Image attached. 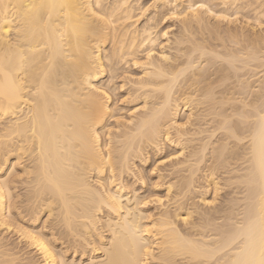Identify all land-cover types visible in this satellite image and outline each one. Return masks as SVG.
Here are the masks:
<instances>
[{"label":"bare ground","instance_id":"bare-ground-1","mask_svg":"<svg viewBox=\"0 0 264 264\" xmlns=\"http://www.w3.org/2000/svg\"><path fill=\"white\" fill-rule=\"evenodd\" d=\"M133 1L0 0V264H264V79L261 77L263 80L260 81L263 82V85L259 83L262 85L261 90L255 93H258L256 100L250 99L252 102H247L250 104L239 103L240 98L238 97L245 95L244 98L248 97L249 99L251 96L249 91L254 87L250 84L243 85V87L242 83L238 84V86L241 85L239 87L236 85L237 81H242L240 75L246 74L245 77H248L250 72L253 73L251 70L256 73L260 68L264 69L262 66L264 61H261L264 60V33H262L263 35L260 32L258 34L263 37L249 38L250 36L246 37V30L241 26L246 35L243 36L238 30L237 34H241L239 35L241 38H239L237 34H234L236 31L234 30L232 33L233 28L232 30L229 28L231 32L228 34L230 35L228 37L226 35L229 29L226 30L227 32L225 31L226 34L224 33L227 38H225L226 42L236 36L240 41L244 40L243 42L247 45L243 43L245 44L243 46L236 38L238 40L235 42V46L232 45V41L230 42L234 47H226L227 43L222 44L223 41L219 40L221 38L220 31L218 34L216 28L212 27L216 36L218 35L215 41H220L219 44L223 46L217 45L223 49L220 48L222 51L219 52V47L216 48L218 50H214L210 49L213 47H206V44L197 46L195 41L200 39H195L193 44L189 43L188 41L193 39H188L193 35L188 36L192 33L188 32L187 41L184 44L187 47H182L183 44L178 42L181 38L175 40L178 42L176 44L180 43L181 47L174 49L180 54L182 53L181 55H176L179 53H174L173 56L168 55L164 52L165 46L163 47L161 44L157 56L155 45L164 34H160L161 36L157 39L159 33L156 32V27L159 24L155 25L156 27L153 29L152 23H150H154L156 14L152 15L154 19L149 16L150 18L148 17L149 19L146 21L139 22L143 16L144 11L141 12V10L144 7L142 6V9L139 8L140 5L137 7L134 5L136 2ZM183 1L185 0H182L181 3ZM216 1L217 3H215ZM159 2L173 6V10L170 9L173 11L172 13L163 11V14H168L165 15L166 19L170 14L173 18L175 14L187 17L185 19L191 17V21L186 20L189 25L184 23L185 31H183L184 29L179 30L183 31L181 36H185L184 32L190 31L196 23L200 26L204 25V22L206 24L204 17H206L205 15L209 16L208 14L215 17L216 22L220 19L226 21L230 7L235 8V15L242 14L243 22L249 18L250 21H255L253 24L246 20L248 25H258L260 29L264 25V0H186L187 5L184 4L186 7L181 14L177 12L180 11L177 10V8L179 9L178 0L155 1V3ZM208 3L210 6L216 4L215 6L220 10L217 8H215L217 10L214 8L213 10L207 6ZM181 9L183 10V8ZM138 10L141 12L140 14H137ZM162 16L160 15V17ZM143 18L146 19V17ZM166 19L163 18V20ZM239 20L241 22V19ZM161 21L159 19L160 23ZM193 24L195 25L193 26ZM200 26L197 28L200 29ZM181 28L183 27L181 26ZM202 28L201 30H203ZM204 28L207 30V25ZM153 30L157 36L154 35ZM250 32L254 34L251 30ZM167 34L166 31L165 35ZM231 34H234V38H230ZM208 35L210 36V34ZM256 35L257 32L255 38ZM203 37L201 39L205 41L204 39L207 38L203 39ZM175 41L173 42L175 43ZM210 41L212 43V39ZM174 43L172 45H175ZM188 43L193 47H188ZM260 43L261 45H259ZM111 44V52L107 54L106 47ZM240 44L243 47L239 46ZM168 45L166 46L170 48V44ZM139 50H143L144 53V57L140 55L143 57L140 60L137 59ZM198 53L199 55H197ZM194 54L197 57L209 55L208 63H204L209 66L218 64V59H223L224 64L221 63L222 61L219 62L221 67L215 66V73H212L213 69L211 68L213 67L209 68L208 65L202 67V58L198 59ZM197 59L201 61L198 62L201 64L196 62ZM137 62L141 63L140 65L138 63V66L143 68L142 78L134 80L133 88L126 91V94L135 97L136 102L137 100L141 101L144 106H142L143 112H139L140 116L138 115L137 120L131 118L128 121L131 126L126 125L128 126L125 127L126 129L120 130L121 128L116 127L121 132L126 131L122 134L120 132L119 142H115L120 145L114 148L115 144L109 141L110 144H114L111 146L114 149L108 147L109 150H105L107 148H104L101 136L107 129V127L105 129L107 120L110 117L113 118L111 114L113 108L111 110L112 104L110 105V101H108V97H111L107 93L109 91L105 92L106 90L100 88L102 85L98 87L96 83H99L100 79H104L108 73L110 81L121 80V76L127 78L126 73L131 70L130 68H135ZM203 62L205 61L203 60ZM252 62L256 67L258 66L256 70L250 68V64L254 66ZM246 69L250 71L248 74ZM208 70L214 74L215 78H212L214 81L211 79L210 84L207 83L210 80L208 76L212 77V75ZM243 70L247 72L241 73ZM124 74L125 77H123ZM183 76L185 78L180 80ZM246 79L243 80L246 81ZM230 80L236 81V86L234 83L232 84L234 81ZM123 81L124 79L121 82ZM227 81L230 82V85L226 84ZM127 82L124 85L123 83L118 85L117 89L122 91ZM181 83L184 84V87L180 86ZM217 83H222L220 84L221 88L225 85L224 88L216 87ZM243 83L245 82L243 81ZM178 86L183 88L178 89ZM249 86L250 90L248 89V91ZM113 87L111 90L114 91L116 85ZM183 92L190 93V97H187L188 94ZM196 93H198L197 98L200 97L196 98V101L199 102L198 106H207V109H203L207 113L202 114L198 111L195 113L194 110L193 112L192 109L197 110L198 107L194 100L195 104L192 106L195 107L191 106L190 114L187 116L184 114L181 119L178 118L181 106L188 109L189 103H193L192 99H195L192 96ZM107 95L109 96L107 97ZM184 95L186 97L182 99ZM150 99L153 101H150L151 106H148ZM252 99L255 98L252 97ZM237 101L238 103H236ZM209 117L210 119H208ZM245 118L250 120H244ZM246 121H250V123L246 124ZM190 124L196 125L195 128L184 129L186 133L181 134V129ZM210 125V130L204 128V126L209 127ZM172 129L178 135L174 134V136L179 137L176 141H172L174 139L172 136L170 137ZM244 131L245 134L247 131L249 134L247 137L249 139L247 146L249 147L243 145L248 148L247 153L244 154V151H240L235 156V159H239L241 153L244 154L247 156L246 163L248 164L242 165L245 167L244 174L240 172L242 173L240 175L238 172V176H240H235L244 185L241 190L243 191L245 188L244 192H246L242 199L247 202L241 212L239 209L241 205L237 207L238 205L236 206L232 202L233 197L234 201L239 197L234 196L240 191L239 188V191H236V183L239 180H235L234 177L237 182L233 181L232 183L231 178L233 177L232 173L230 174L231 170L233 173H237L234 170L239 168V165L237 166L239 162L235 160L237 167L234 169L235 164L233 165L232 162L234 157L230 156L235 154L229 147L231 145V149H233L230 143L232 140L235 147L238 146L237 141L242 144L243 138L241 137L244 135ZM204 133L209 134L202 136ZM216 133L222 134L220 136L222 138H217L218 145L216 142L217 146L213 145V149L211 148L212 159L216 164L220 163L218 166L229 164L226 163L228 161L234 166L231 167V170L225 169L230 171L227 173L231 176L229 179L231 183L228 179L225 181L230 183L228 185H234L231 189H236L235 193L233 189L231 191L234 193L233 197H231L232 193L230 192V196L228 192L231 198L225 204L223 203L224 205L217 204L221 206L214 205L215 207H213L212 204L210 211H206L204 214L205 212L200 213L204 210L199 212L200 205L197 206L199 210H195V206L190 203L192 210L185 202L186 200L183 201L184 203L181 202L185 197L189 199L194 193L197 194L198 191L195 192L196 188L194 187V193L189 191L192 193L191 196L187 190L190 184L195 182L193 180L196 177L193 176L197 173H203L207 187L213 192L212 203L216 202L217 195H220L221 185L217 179H222L225 176L227 178L228 174L218 178L215 173L216 164H212V166L206 164L208 159L205 155L206 151H209L207 150L208 146L214 144L215 141L211 140L215 139L213 137L216 136ZM110 134L107 132V135ZM189 134L195 138L200 136L197 139L203 137L202 141L207 140V143L203 142L199 148L192 149L195 153L189 150L192 152L190 155L193 154L190 157H193V160L187 156L190 160L181 162L179 165L183 167L179 166L180 170L175 166L176 169H173L172 165L173 174L187 172L183 173L184 176L182 173L179 174L180 178L176 180L179 182L176 184H182L180 180L186 181L185 183L183 181L184 191L187 190L189 195L180 194L183 195V199L179 198L181 202L176 203L178 207L175 206L174 211L168 207L157 214L154 207L152 211L158 215L156 218L155 214L149 213L145 208L146 201L150 196L146 197L147 200L144 199L145 197L139 194L134 183H130L129 179L128 181L126 179L125 171L131 169L129 160L134 158L136 155L134 153H137L138 150L145 151L146 148L144 149V146L141 145L146 142V145L150 142L153 146H160L164 141L169 140L168 142H175V146H179L180 144L176 145V143L181 142L180 138ZM244 139L246 140V138ZM197 141L194 140V143ZM106 142L105 146L106 144L109 146V142ZM189 142L192 144V141ZM196 144L199 145L200 142ZM146 152L148 153V151ZM245 156L244 158L240 157L244 159V162ZM229 157L232 158V161ZM205 159L207 160L205 161ZM188 161L190 164H187ZM202 163L208 166L202 167ZM242 163L240 162V166ZM240 168L242 169V167ZM207 172L210 173L207 174ZM188 173L189 176H187ZM130 176L128 175L129 178H131ZM161 176L163 177V175ZM143 177L141 176V178ZM162 177L159 175L158 178ZM141 178L140 180L136 178V180L141 182ZM174 178L176 177L174 176ZM221 181L223 182V180ZM171 182L168 183L171 184ZM227 182L225 185L223 184L222 188L227 185ZM174 183L175 181L172 184ZM197 183L198 181L195 184ZM202 183L205 184V181H202L201 185ZM152 184L154 183L152 182ZM178 185H174V187L168 185L166 188L170 192L172 188H178ZM202 187L199 188V192L205 190ZM157 188L159 187L157 186ZM181 190L179 192H182ZM227 190L230 189L227 188ZM168 192L165 195L167 197ZM224 194L225 197H228L226 193ZM193 196L195 197V195ZM201 197V202L206 205L205 207H209L211 202H208L205 197ZM172 198L175 199L173 195ZM239 198L240 200L237 201H241V197ZM156 201V203L164 204L161 200H159L161 202ZM166 202L171 204V200ZM193 202L195 204V201ZM245 202L235 203L243 204ZM169 205L166 204V206ZM161 207L158 208L161 209ZM236 207L237 210H235ZM44 212L48 217L47 221L51 219L52 222H50L48 230H46L48 226V224L45 225L46 223H43L45 225L43 227L41 224V226L37 225L40 215ZM221 213L225 214L224 219L221 217L222 215L219 216ZM203 214L204 216H202ZM225 219L226 221H223ZM219 220L225 224L221 222L220 225L219 222L217 223ZM177 221L182 222L181 228ZM209 227L214 228L210 229ZM11 235L13 238L16 237L15 244L8 239ZM13 238L11 237V240ZM19 246L23 247L22 250ZM24 248L35 251L39 257L38 261L34 262L35 258L32 257H23L27 253Z\"/></svg>","mask_w":264,"mask_h":264},{"label":"rangeland","instance_id":"rangeland-1","mask_svg":"<svg viewBox=\"0 0 264 264\" xmlns=\"http://www.w3.org/2000/svg\"><path fill=\"white\" fill-rule=\"evenodd\" d=\"M131 1H133V0H131ZM138 1H139V4H138ZM134 0L133 2H136V3H134V5H140L139 6V8H141L142 6L144 7H142L141 9V12L142 11H144V13H142V15L143 16H141L140 18H141V21L139 20V22H143V21H146L147 19H149L150 17L149 16H151V18L153 17L152 15H154V13L157 15V16H159L158 18H157V16L156 15H154V18H156V20L158 21H156L154 18H152V19H154V23L153 22H150V23H152V27H153V29L159 24V26H157L156 27V32L157 33H159V36H157L156 35V32H155V30H153V32H155L154 33V35H156L157 36V39H159V37L161 36L160 34H164V39H163V37H160L161 39H159V41L157 40V45H155V49L157 50V51H155V49H154V51H155V54L157 55L158 54V52L160 51L159 50V47L161 48V44L163 45V47H164V52L165 53H167L168 55L170 54V55H175L176 53H179V54H176V55H181L180 54V52L179 51H175L177 48L176 47H181V46H179L180 45V43H179V45L178 44H176V43H178V42H181V45H182V47L183 46H185V47H187L186 45H184L186 42L185 41H187V37L188 36H191V34L194 36L195 34V37L194 38H192L193 36H191V37H189V39L188 40H192V41H188L189 43L191 42L192 44H193V41L196 39H200V40H197V41H195V43L197 42V46H200V44H203V46L206 44L207 46L206 47H213V48H210V49H214V50H218V49H216V48H218L219 47V49L221 48V47H223L221 44H219L220 43V41L218 42V41H215L216 40V37L218 38V35L216 36V32L214 31V30H212V29H214V28H216V30L218 31L217 33L219 34V31H220V35H221V38L219 39V40H221V41H223V42H221L222 44L224 43V44H226V47L228 46V47H234L235 46V42H237V40L239 39V38H241L239 35H241V34H237L238 33V30H239V33H242V35L243 36H245L246 34V37H249V38H253V36H254V39H257V37H263L262 35V33H264V31H258L257 29H259V30H264V25H263V28H262V26H261V29L259 28V26L258 25H253L254 23L253 22H255L254 20H249V19H245L244 20V22L242 21L243 19V17H242V14H236V15H238L240 18L239 19H241V22H243V23H241L240 22V20L238 19V16H236L235 15V8L234 7H230L229 9H228V17H227V19H226V21L225 20H223L222 19V21H221V19L220 20H218V22H216L217 21V19L215 20V17H213L212 15H210V14H208L209 16H207V15H205L206 17H204L205 19H206V24H205V22H204V19H203V22H204V25L206 26L207 25V27L209 28H207V30H206V28H204L205 26L203 25V24H201V26H200V24H197L196 23V25H199L200 26V29L199 28H197V27H199V26H197L196 27V25L195 24H193V26L195 25V27H193L194 29L196 28V30H199L200 32H198V31H196V30H194L193 28V31H192V29L190 30V31H187V33L186 32H184L183 34L185 35V36H181L180 34H181V32H183V31H185V25H184V23L186 24L187 23V21L188 20H190L191 21V17H190V19H189V17H188V19H185V18H187V17H185L184 18V16H176V15H178V14H175L174 16V18L172 17V15L170 14L169 15V17L171 18H169L168 17V19H166V16L165 15H168V14H163V11H165L164 13H166L167 11H169V13L171 12H173L172 10H173V6L172 5H170L169 6V4H168V6H167V4L165 5L164 3H162V2H159V3H155V1H157L158 2V0ZM182 1V0H181ZM181 1L180 0H178V2H179V9L177 8V10H180V11H177L179 14H181V12L183 11L184 12V8L186 7V5H187V2H186V0L185 1H183L182 3H181ZM197 1V0H196ZM199 1V0H198ZM215 3H217V1L215 2ZM214 3V4H215ZM180 4L183 6H181L180 7ZM184 4H186V5H184ZM216 5V4H215ZM215 5H213V6H210V4L208 3L207 4V6H209V7H211L212 9L214 8H217ZM159 6V7H158ZM163 6H165L164 8H163ZM215 6V7H214ZM138 7V6H137ZM157 7V8H156ZM172 7V8H171ZM181 8H183V10L181 9ZM219 8H220V6H219ZM221 8H222V6H221ZM227 8V7H226ZM145 9H146V11H145ZM158 9V10H157ZM161 9H162V12H161ZM166 9V10H165ZM170 9H172V10H170ZM213 9V10H214ZM218 9V8H217ZM217 9H215V10H217ZM156 10V11H155ZM218 10H220V9H218ZM139 10L137 11V14H140L141 13ZM162 13V14H161ZM168 13V12H167ZM145 14V15H144ZM151 14V15H150ZM162 16V17H160V15ZM232 15H233V17L235 18H233L232 17ZM235 15V16H234ZM143 17H146V19L145 18H143ZM149 17V18H148ZM165 17V19L166 20H163V18ZM183 17V18H182ZM212 18V19H207V18ZM232 17V18H231ZM242 17V18H241ZM213 18H214V20H213ZM229 18H230V20H229ZM237 18V19H236ZM144 19V20H143ZM151 19V20H152ZM159 19H160V21H161V23L159 22ZM187 20V21H186ZM208 20H209V22H211V23H209L208 22ZM232 20V21H231ZM236 20H238L237 22H236ZM246 20H249L248 22H250V23H253V24H250V25H248L249 23L248 22H246ZM156 21V22H155ZM186 21V22H185ZM229 21V22H228ZM234 21H235V23H234ZM202 22V23H203ZM238 22H240V23H238ZM157 23V24H156ZM245 23V24H244ZM154 24V25H153ZM188 25H189V23H187ZM186 24V25H187ZM242 24H244V25H242ZM247 24V25H246ZM256 24V23H255ZM156 25V26H155ZM215 25H217V26H215ZM253 25V27L252 28H254L255 29V27H258V28H256L255 29V32H254V29H252V28H250L251 26ZM181 26L183 27V28H181ZM185 26V27H184ZM204 26V27H203ZM238 26V29H236V27ZM244 27V29L246 30L245 32H246V34H245V32H244V29L242 28V27ZM245 26H247V27H245ZM192 27V26H191ZM203 27V28H202ZM212 27H214V28H212ZM217 27H219V28H217ZM241 27V28H240ZM201 28L203 29V30H201ZM231 29L232 30V28H233V32L232 33H234V30L236 31V33H234L235 35L237 34V36H239V38L238 37H236L235 36V38H234V34H231V36H230V38H234V39H230V41L229 40H227V42H226V40H225V38H226V36H225V31L226 30H228V29ZM235 28V29H234ZM246 28H248V29H246ZM180 29H184L183 31L181 30V32L179 31ZM211 29V30H210ZM229 29V31L227 32V37L230 35V34H228L229 32H231V30ZM242 29H243V31H242ZM241 30V31H240ZM251 30L252 32H254V34L253 33H249V31ZM166 31L168 32V34L167 35H165L166 34ZM197 33H196V32ZM161 32V33H160ZM180 32V33H179ZM190 32H192V33H189ZM195 32V33H194ZM209 32V33H208ZM212 32V33H211ZM215 32V34H213ZM257 32V35H256V38H255V33ZM259 32H260V34H262V35H258L259 34ZM225 33V34H224ZM189 34V35H188ZM208 34H210V36L208 35ZM245 34V35H244ZM251 34V35H250ZM188 35V36H187ZM219 35V36H220ZM233 35V36H232ZM249 35V36H248ZM181 36V37H180ZM204 36V37H203ZM203 37V39L204 38H209L208 40L210 41L211 39H212V43H211V41L209 42L207 39H204L205 41H202V38ZM212 37V38H211ZM215 37V38H214ZM169 38V39H168ZM178 38H181V40L180 39H178ZM182 38H184V39H186V40H182ZM224 38V39H223ZM236 38H238V39H236ZM170 41V42H166V41H168V40ZM176 39H178V40H180V41H178V42H176L175 40ZM223 39V40H222ZM227 39V38H226ZM236 39V40H235ZM258 39H260V38H258ZM214 40V41H213ZM225 40V41H224ZM234 40V41H233ZM173 41H175V43L173 42ZM232 41V45H234V46H232L231 45V42ZM240 41V39L238 40V42ZM244 40H242L241 39V43L243 44V43H245V42H243ZM246 41V40H245ZM174 43L175 45H172V43ZM183 42V43H182ZM200 42V43H199ZM216 44H215V43ZM253 42V41H252ZM166 43H168V44H170V48L169 47H167V46H169L168 44H166ZM187 44L188 45V47H193V45H191V44ZM198 43H199V45H198ZM211 44V46H210V44ZM264 43V42H263ZM262 43V44H263ZM160 44V45H159ZM213 44V45H212ZM230 44V45H229ZM246 44V43H245ZM245 44H243V46H245ZM167 45V46H166ZM173 47H172V46ZM209 45V46H208ZM217 45H221V47L220 46H217ZM247 45V44H246ZM254 45V46H253ZM252 46L253 47H255V44H253ZM259 45H261V43L259 44ZM111 46V47H110ZM175 46V47H174ZM196 46V45H195ZM202 46V45H201ZM238 46V45H237ZM236 46V47H237ZM239 46H241V47H243L241 44L239 45ZM162 47V48H163ZM172 47V48H171ZM225 47V46H224ZM256 47H257V44H256ZM259 47H261V46H259ZM264 47V46H263ZM107 48V49H106ZM105 49L108 51L107 52V54H109L110 52H111V49L110 48H112V44L111 45H109L108 47H106ZM110 49V51H109V49ZM174 48H176V49H174ZM172 49V50H171ZM222 49V48H221ZM218 50L219 52L220 51H222V50ZM140 52H142V53H140ZM170 52V53H169ZM140 53V54H139ZM175 53V54H174ZM140 55H143V57H144V53H143V50L141 51V50H139V52H138V56L140 57H137V59H141V57L142 56H140ZM155 55V56H156ZM197 55H199V53L197 54ZM158 56V55H157ZM194 56H196L195 54H194ZM143 57H142V59H143ZM197 57V56H196ZM195 57V58H196ZM208 57L210 58V56L208 55H206L205 57H203V56H198L197 58L198 59H200V58H202V62L199 60L198 61V59H197V63L198 62H201V63H203L202 64V67H203V65H208V64H204V63H208V61H209V59H208ZM204 58V59H203ZM205 58H207L206 60H205ZM136 59V60H137ZM196 60V59H195ZM203 60L205 61V62H203ZM223 59H218L217 60V63L218 64H216V65H214V66H211L212 64H210V66L208 65V67L210 68V67H213V68H211V69H213V71H212V73H215L214 71L216 70V68H215V66H220L221 67V65H220V63L219 62H221ZM144 61V60H143ZM142 61V62H143ZM207 61V62H206ZM262 62L264 61L263 59L261 60ZM105 62H106V60H105ZM141 62V61H140ZM210 62H211V60H210ZM262 62H260V65H262ZM132 64H133V62H131ZM138 63L139 62H137V65L136 66H134L135 68H130L131 70H129V72H127L126 73V76H127V78L125 77V74H124V76L123 77H125L126 78V80H125V78H122V76H121V80H117L116 78V82L115 81H110L111 79H110V77H109V73H108V75L106 76V77H104V79H100V81H98L99 83H96L97 84V86L98 87H100L101 85H102V87H100L101 89H104V91L105 92H107V91H109V92H107L111 97V100H109L110 98L108 97L109 95H107V97H108V101H110V105H111V110H112V108H113V110H112V117L113 118H111L110 117V119H108L107 121V123H106V126H105V129H106V127H107V129L104 131V134H103V136H101V142L103 143V145H104V148L106 147L107 149H105V150H109V149H111V148H113V147H111V146H113L114 144H115V146H114V148L116 147V146H119L120 144H116L117 142H119V135H120V130H124V129H126L128 126H126V125H130V123L128 122V121H130V119L132 118V119H134L135 118V120H137L138 118L137 117H139L140 115H139V112H143V105H142V103H141V101H138L137 100V102L134 100V99H136L135 97H130V96H127V94H126V91H128L129 89L131 90V88H133V85L135 84L134 82L136 81V79H141L142 78V76L141 75H143L142 74V72H143V68H142V66H138ZM196 63V64H197ZM201 63H198V64H201ZM212 63V62H211ZM222 64H224V62L222 61L221 62ZM253 63V62H252ZM257 63V62H256ZM264 63V62H263ZM107 64V63H106ZM108 64H110V63H108ZM132 64H130V65H132ZM141 63H139V65H140ZM197 64V65H198ZM254 64V66L252 65L251 66V64H250V68L251 69H254V70H256V68L258 67H256V65H255V63H253ZM259 64V63H258ZM196 65V66H197ZM259 65V66H260ZM138 66V67H137ZM201 66V65H200ZM263 66V68H264V64L262 65ZM119 67V66H118ZM121 67V66H120ZM119 67V68H120ZM208 67H206V69L208 68ZM208 68V69H209ZM249 67H248V69H250ZM108 69V68H107ZM211 69H209V70H211ZM215 69V70H214ZM250 69V70H251ZM261 69V68H260ZM258 70L256 73L258 74V76H257V74L255 73V71H253V70H251L253 73L251 74V72L249 71V70H243V71H241V73H245V72H247V74L249 73L250 74V76H252V77H250L249 76V74H248V77H245V76H247L246 74L245 75H240L241 77H242V81L241 82H239V81H234L235 80V78H233L234 80H230L231 82L232 81H234V82H232V84L234 83V85H235V82H236V85L238 86V84H241L242 83V86L243 85H247V84H250V86L252 85V87H254V88H251V91H249L250 90V86H249V88H247V90L250 92V95L252 96L253 94V98H255V99H252V97L251 96H249V99H248V94L246 93V97H247V99H245L244 97H245V95H243V96H241V97H238V98H240V102L239 103H241V102H243V104H250L252 101H250V99L251 100H256V98H257V95H258V93L257 94H255L258 90L260 91L261 90V86L263 85L262 83L264 82L263 80H262V78L261 77H263V79H264V69H261V70ZM208 70V72L210 73L211 71H209ZM245 71V72H244ZM261 71H263V72H261ZM120 72V71H119ZM259 72V73H258ZM212 73H210L211 75H212V77L211 76H208V77H210L206 82L208 83V84H210L211 83V79L212 78H214L213 76H214V74H212ZM239 74H241L240 72H238ZM238 74V75H239ZM129 75V76H128ZM141 76V77H140ZM120 77V76H119ZM244 77V78H243ZM185 77L183 76L182 78H180V80H182V79H184ZM247 78V79H246ZM260 78V79H259ZM115 79H113V80H115ZM122 79H124V81L123 82H127L128 80V82H127V85H125L124 86V88H123V90L122 91H119V89H117L120 85H122V83L123 82H121L122 81ZM215 79V78H214ZM238 79H240V78H238ZM238 79H236V80H238ZM243 79H246V81L245 80H243ZM132 80V81H131ZM135 80V81H134ZM213 80V79H212ZM251 80V81H250ZM259 80V81H258ZM263 81V82H260V81ZM214 81V80H213ZM243 81L245 82V83H243ZM110 82H112L110 85H109V83ZM113 82H115L114 84H113ZM125 82V83H126ZM210 82V83H209ZM239 82V83H238ZM248 82V83H247ZM125 83H123V85L125 84ZM129 83V84H128ZM230 82H226V84H229ZM259 83H261V84H259ZM104 84V85H103ZM114 85V87H115V85H116V87L114 88L113 87V85ZM133 84V85H132ZM220 84H222V83H220ZM220 84L219 83H217L216 84V87H219V89H222V88H224V86L225 85H223V87L221 88V86H220ZM112 85V86H111ZM119 85V86H118ZM215 85V84H214ZM230 85V84H229ZM234 85H232V86H234ZM235 85V86H236ZM260 85V86H259ZM130 86V87H129ZM180 86H183L184 87V84H182L181 83V85ZM180 86H178L177 88L178 89H181V88H183V87H181L180 88ZM239 86H241V85H239ZM238 86V87H239ZM248 86V85H247ZM259 86V87H258ZM114 88V91L113 90H111V88ZM244 87V86H243ZM246 87V86H245ZM176 89V88H175ZM116 90V91H115ZM254 90V92H252ZM187 91V90H186ZM190 91V90H189ZM124 92V93H123ZM247 92V91H246ZM248 92V93H249ZM252 92V93H251ZM183 93H187L188 95H187V97H190V93H191V91H190V93H188V92H183ZM179 95H182L181 93H178ZM177 94V95H178ZM198 93H196V94H193V98H195V99H192V101H193V103H189V105H188V109H185L184 107H182L181 106V110H180V112H178L179 114H178V118H182L183 117V115L185 114V116H187L188 114H190V110H191V108L192 107H195V106H192V105H194L195 103L197 104L196 105V107L198 106V100L196 101V98L198 97V95H197ZM195 95V96H194ZM254 96H256V97H254ZM183 97H184V99H185V97H186V95H184V96H182V99H183ZM191 97V98H192ZM128 98V99H127ZM200 98V97H199ZM199 98H197V99H199ZM244 99H245V101H244ZM194 100H195V103H194ZM249 100V101H248ZM134 101V102H133ZM150 101H153V99L151 100H149V105L148 106H151V102ZM191 101V102H192ZM239 101V100H238ZM238 101L236 102V103H238ZM244 102H246V103H244ZM247 102H250V103H247ZM143 106V107H142ZM192 106V107H191ZM201 106H204V107H201ZM198 108H199V110H198ZM116 109V110H115ZM202 109V110H201ZM203 109L205 110V109H207V106H205V105H199L198 107H197V110H195V108H193L192 109V111L194 110L195 111V113L198 111L199 113H204L205 111H203ZM114 110H115V112H114ZM138 110V111H137ZM193 111V112H194ZM117 112V113H116ZM132 112V113H131ZM134 112V113H133ZM137 114H136V113ZM189 112V113H188ZM207 112H205V114H206ZM116 114V115H115ZM134 114V115H133ZM133 115V116H132ZM139 115V116H138ZM182 116V117H181ZM185 116H184V118H185ZM116 117V118H115ZM115 118V119H114ZM236 118V120H237V117H235ZM235 118H234V120H235ZM194 119V118H193ZM208 119H210V117L208 118ZM244 120H250L249 118H245ZM243 120V121H244ZM253 120V119H252ZM117 121V123H115ZM185 121V119L183 120V122ZM238 121V120H237ZM194 122V121H193ZM247 122V121H246ZM249 123H250V121H248ZM248 122L246 123V124H248ZM123 123V124H122ZM195 124H196V122H194ZM111 126H110V125ZM118 124V125H117ZM191 125V126H190ZM190 125H186V126H184L181 130L183 131H179L181 134L182 133H186V130H191L192 128H195V126L196 125H193L192 126V124H190ZM244 125H245V121H244ZM131 126V125H130ZM129 126V127H130ZM190 126V127H189ZM246 126H248V125H246ZM121 128L120 130H118L117 128ZM126 127V128H125ZM188 128V129H187ZM189 128H191V129H189ZM204 128H208V129H206V130H210L209 128H211V125L209 126V127H206V126H204ZM184 129H186V130H184ZM108 130V131H107ZM110 130V131H109ZM109 132V133H111L110 135H107V132ZM127 131H128V129H127ZM123 132V131H122ZM122 132H121V134H122ZM124 132H126V131H124ZM123 132V133H124ZM176 132H178V130H176ZM117 133V134H116ZM119 133V134H118ZM179 133V134H180ZM174 134H175V130L174 129H172L171 130V134H170V137L172 136V138L174 139V140H172V138H171V140L172 141H176V140H178L179 139V137L178 138H176L175 136H174ZM180 134V135H181ZM204 134H206V135H204ZM202 136H207L209 133H204ZM244 135L241 137V138H243L241 141H242V144H241V142L240 141H237L236 143H237V145L238 146H234V143L231 141H229L231 144H232V148L234 149H231V145H230V150H232L233 151V154H235V155H233V154H231V155H233V156H230V157H234L233 158V161H232V158H230V161H232L233 162V165L235 164V162L236 161H238L239 162V164H237V166L239 167V168H237V169H235L237 166H236V164H235V167L234 166H232V164H230V162L228 161V162H226V163H229V164H224V165H226V166H228V167H226L225 168V166L222 164L221 166H218L220 163H217L216 164V162H214V160L212 159V154H211V152H212V149H213V145L215 146L216 144L218 145V143L219 142H217L216 140H218V139H221L222 137H220L222 134H219V133H216V136H214L213 138H215V139H213V140H211L212 142L213 141H215V142H213L214 144H212V145H210V146H208V148H207V150H209V151H206V158L208 159H205V161L207 160V162L208 163H206V164H208L209 166H212V164L214 165V164H216V167H218V168H216L215 167V173H216V175H217V177L218 178H221L222 176H225V175H227L228 173H227V171H229V170H231V167H234V172H237V173H233V170H231V172H230V174L232 173V177L233 178H231V176H229L230 174H228V177L226 178V176L224 177V178H226V179H224L223 177H222V179H217V181L218 182H220V185H221V192L219 193L220 195H217L218 197H216L217 198V200H216V202H214V203H212V201L213 200H211V198H213V192L212 191H210V189L207 187V182H206V179H203V173L201 174V173H197L195 176H193L194 178L196 177V179H194L193 181H195V182H192L193 184H190V187H188V193H190V192H193V190H194V188H196L194 191L195 192H197V194H198V196H197V194L196 193H194L193 195H195V197L192 195L191 196V194L192 193H190V196H191V198L193 197V198H195V199H191L190 197H189V199L190 200H192V201H195V204H194V202L192 203V201H190L189 199H187L188 197H185L186 195L188 196L189 194L187 193V190L186 191H184L185 190V188H184V184H183V181L184 180H180V182H182V184L181 183H179V185L178 184H176V183H178V182H176V180H178L179 178H180V175H181V173H182V175L184 176L185 174H183V173H187V172H181V173H179L180 171V168L181 167H183L182 165H179L181 162H185L186 160H188L190 157H191V155H193V154H191L190 155V152L192 151V149L195 147H200L202 144H203V142L204 143H207V140L205 141H202L201 139L203 138L202 136V138L201 139H197V138H200V136H197L196 138H195V136L193 137V135L192 134H189V135H186V137L185 136H183L182 138L184 139H182V138H180V140H181V142L182 141H184L183 143H181L180 141L178 142V143H176V145H179V146H175V142H168V141H164V142H166V143H164L163 142V144H160V146H157V145H154L153 146V144L151 143L150 144V142H148L149 144L148 145H146V143L145 144H142L141 146H144V149H145V151H137V153H134V154H136L135 156H134V158H132L131 160H133V161H131V160H129L130 162H131V164H130V162H129V164H130V168L133 170V172H132V170L130 169L129 171L127 170V172L125 171V176H126V179H127V181H128V179H129V182L131 183H134V185H135V188H137V190H138V192H139V194H141V195H143V197H145L144 199H146L147 200V198L146 197H149L150 196V198L148 199V201H146V206H145V208H146V210L147 211H149V213H152L153 215L155 214V217L157 218V214L158 213H161L162 211L161 210H163L164 211V208H165V210H166V208H168L169 207V209L170 210H172V211H174V207L176 206V207H178V205H176V203H180L181 202V198L183 199V195H185L184 197L186 198H184V200H182V202L181 203H184L183 201H185L188 205L191 203L192 204V206H195L194 207V209L196 210L197 209V206H199L200 205V210H199V208L197 209V210H199V212L200 211H202V210H204L203 212H200V213H204V214H206V211L208 212V211H210L209 209L213 206V207H215V206H221V205H224L225 204V202H227V200L228 199H230L231 197H233V195H234V193H235V189H236V191L238 190V188H239V192H237L238 193V195H237V193H235L236 195H234V196H236V197H241V201L242 202H245L242 198H244L243 197V194H244V196L246 195V192H244V190H245V188H243V191L241 190L242 189V187L244 186V185H242L241 184V182H240V180L238 179V177L243 173V171H245L244 170V168L245 167H243V166H245V165H243V164H247L246 163V158H247V156H245L244 154H246L247 153V147H249V146H247V144H249V139L247 138L248 137V131L246 132V134H245V131H244V133H243ZM106 135V136H105ZM176 135V134H175ZM179 135V136H180ZM105 136V137H104ZM174 136V137H173ZM176 136H178V135H176ZM117 137V138H116ZM185 137V138H184ZM191 137H193V138H195V139H191ZM220 137V138H219ZM218 138V139H217ZM244 138H246V140L248 139V142L244 139ZM122 139V138H121ZM120 139V140H121ZM124 139V138H123ZM192 141L191 143L192 144H190V142L189 141ZM194 140H198L197 142H200V144L198 145V144H196L197 142H195L194 143ZM243 140H245L244 142H243ZM111 142V143H114V144H110V142L108 143V145L109 146H107V144H106V146H105V142ZM113 141V142H112ZM122 141V140H121ZM120 141V142H121ZM186 141V142H185ZM106 142V143H107ZM116 142V143H115ZM187 142H189V144H187ZM217 142V143H216ZM234 142H235V140H234ZM216 143V144H215ZM166 144V145H165ZM182 144V145H181ZM146 145V146H145ZM162 145H164V146H162ZM185 145H190V146H188V147H186ZM193 147H192V146ZM194 145H197V146H194ZM216 145V146H217ZM243 145H245V146H247V147H244ZM149 146V147H148ZM162 146V147H161ZM234 146V147H233ZM108 147H110L109 149H108ZM148 147V148H147ZM153 147V148H152ZM158 147V148H157ZM160 147V148H159ZM182 147V148H181ZM183 147H185V148H183ZM190 147V149H188ZM240 147H243V148H240ZM113 148V149H114ZM150 148V149H149ZM197 148V149H198ZM212 148V149H211ZM239 148H240V150H239ZM143 149V150H144ZM148 149V150H147ZM160 149H162V150H160ZM182 149V150H181ZM185 149V150H184ZM197 149H195V151H197ZM241 149H243V150H241ZM189 150H191V151H189ZM146 151H148V153L150 154V157H149V154L146 152ZM160 151V153H158ZM188 151H189V153H188ZM240 151L241 152H243L244 154H242L241 153V155H240V157L242 158H244V156H245V162H244V159H241L240 157H239V159L241 160H239L238 158V160L237 159H235V156H236V153L237 152H239L240 153ZM147 154H146V153ZM156 152V153H155ZM185 153V154H181V153ZM192 152H194V151H192ZM191 152V153H192ZM235 152V153H234ZM246 152V153H245ZM195 153V152H194ZM187 154V155H186ZM143 155V156H142ZM146 155V156H145ZM147 155H148V157H147ZM211 155V156H210ZM243 155V156H242ZM137 156H139V157H137ZM189 158H188V157ZM142 157V158H141ZM147 157V158H146ZM173 157V158H172ZM186 157H187V159H186ZM209 157H210V159H209ZM131 158V157H130ZM139 158V159H138ZM147 159V160H146ZM191 160H193V157L192 158H190ZM189 159V160H190ZM139 160V161H138ZM211 160V161H210ZM236 160V161H235ZM140 161H143V162H140ZM179 161V162H178ZM213 161V162H212ZM136 163V164H134V163ZM237 162V163H238ZM240 162L242 163L241 164V166H240ZM176 163H178V166H176ZM224 163V162H223ZM134 164V165H133ZM187 164H190V162L188 161V163ZM186 164V165H187ZM205 163H204V165L205 166H208V165H206ZM172 165H173V169H176V168H178L179 166H181V167H179L178 169V171H176V172H178L179 174H173L172 173ZM203 165V163H202V167L204 166ZM230 165V166H229ZM243 165V166H242ZM248 165V164H247ZM132 166V167H131ZM174 166L176 167V168H174ZM222 166H224L223 168H222ZM240 167H242V169L240 168ZM134 168V169H133ZM222 168V170H220ZM220 170V171H218V170ZM224 169V170H223ZM225 169H229V170H225ZM233 169V168H232ZM153 170H154V172H153ZM206 170V169H205ZM237 170H240V171H237ZM242 170V171H241ZM175 171V170H174ZM225 171V172H224ZM176 172H174V173H176ZM202 172V171H201ZM224 172V173H223ZM238 172L240 173V172H242V173H240V175L238 176ZM135 173V174H134ZM140 173H141V176L143 177V178H141V176H140ZM153 173V174H152ZM210 172H207V174H209ZM219 174V176H218V174ZM226 173V174H225ZM245 173V172H244ZM243 173V174H244ZM143 174V175H142ZM200 174V175H199ZM235 174V175H234ZM237 174V175H236ZM128 175L131 177V178H129L128 177ZM133 175H137L136 177H134ZM159 175H160V177H162L161 175H163V179L161 178H158L159 177ZM187 175V174H186ZM198 175V176H197ZM202 175V176H201ZM139 176H140V178H141V180L143 181H139L138 182V180H140V178H139ZM174 176L176 177V178H174ZM187 176H189V173H188V175ZM200 176V178H198ZM235 176H238V177H235ZM128 177V178H127ZM134 177V178H133ZM216 177V176H215ZM236 179H235V178ZM136 178L138 179V180H136ZM145 178V179H144ZM158 178V179H157ZM232 179L231 181H232V183H233V181H234V183L235 182H237V181H235V180H239V182H237L236 183V188H232L233 189V192H231L232 191V189H231V187H234V185L233 184H231V185H233V186H231V185H228V184H230L231 182H230V180L229 179ZM95 179H96V177H95ZM133 179V180H132ZM172 179H173V181H175V183L174 184H172L173 183V181H172ZM228 179V181L230 182V183H228L227 181H225V180H227ZM235 179V180H234ZM136 180V181H135ZM160 180H163V181H160ZM221 180H223V182L221 181ZM172 181V182H171ZM198 181V183L197 184H195L196 182ZM202 181H205V184H203L202 183V185H201V182ZM146 182V183H145ZM152 182L155 184H152ZM157 182H158V184H157ZM161 182H163V183H161ZM171 182V184H169V183ZM186 181H184V183H185ZM226 182H227V185L226 186H224L223 188L225 189V187H226V190H224L223 188H222V186H223V184L225 185L226 184ZM138 183V184H137ZM144 183V184H143ZM165 183V184H164ZM167 183H168V185H172L173 187H174V185L176 186V185H178V188H172L171 190H170V192H172V193H174V194H170V192H168V189L166 188V186H168L167 185ZM222 183V184H221ZM238 183H240V184H238ZM94 184H95V182H94ZM162 184V185H161ZM164 184V185H163ZM180 184H181V186H180ZM237 184L239 185V187L237 186ZM147 185V186H146ZM161 185V186H160ZM191 185H192V188H191ZM242 185V186H241ZM153 188H152V187ZM154 186H155V188H154ZM157 186L159 187V188H157ZM164 186V187H163ZM198 186V187H197ZM203 186V187H202ZM205 186V187H204ZM230 186V187H229ZM241 186V187H240ZM141 187V188H140ZM162 187V188H161ZM179 187H180V189H179ZM194 187V188H193ZM201 187L202 188H205V190L204 189H202V190H204V191H200L199 192V190L201 189ZM139 188V189H138ZM182 188H184V189H182ZM192 190H190V189ZM200 188V189H199ZM227 188L228 189H230L229 191L227 190ZM143 189V190H142ZM167 189V190H166ZM179 189V190H178ZM182 189V190H181ZM155 190H157V191H155ZM182 191V192H179V191ZM208 190V191H207ZM147 191V192H146ZM166 191V192H165ZM174 191V192H173ZM190 191V192H189ZM227 191V192H226ZM145 192V193H144ZM168 192V197L167 196H165L166 195V193ZM184 192H186V193H184ZM204 192V193H203ZM207 192V193H206ZM228 192H229V195H230V192L232 193L230 196L231 197H229V195H228ZM241 192H243V193H241ZM179 193V194H178ZM183 193V195H180V194H182ZM203 193V194H202ZM224 193H226L227 195L226 196H228V197H225V194ZM152 194V195H151ZM178 195V196H181V197H178V196H176V195ZM213 194V195H212ZM147 195V196H146ZM172 195H173V197L175 198V199H173L172 198ZM175 195V196H174ZM207 195V196H206ZM242 195V196H241ZM201 196H203V197H205L207 200H208V202H211V204H210V206L209 207H205L206 205H204L202 202H201ZM165 197V198H164ZM176 197H178V198H176ZM198 199H197V198ZM208 197V198H207ZM237 198L235 201H234V197H233V200H232V202L237 206V207H239V205H241L240 207L241 208H239L240 210H241V212H242V209L245 207L244 205H246V202H247V200H246V202L245 203H239V204H237V203H235V202H241V201H237V200H240V198ZM167 198V199H166ZM174 200H172V199ZM180 198V199H179ZM176 199H179V201H176ZM156 200H161L162 201V203H164V204H161V203H156L157 201ZM171 200V204H172V201L174 202L173 204H174V206H173V204L171 205L170 204V202H166V201H170ZM187 200H188V202H187ZM210 200V201H209ZM225 200V201H224ZM161 201H159V202H161ZM149 202V203H148ZM199 202V203H198ZM221 202V203H220ZM229 202H230V200H229ZM167 205H169V206H166V204ZM224 203V204H223ZM232 203V204H233ZM190 204V205H191ZM213 204V205H212ZM217 204H221V205H217ZM166 206V207H163V206ZM189 205V208H191L192 210H193V208H192V206H190ZM212 205V206H211ZM215 205V206H214ZM148 206V207H147ZM160 206H162L161 207V209H159L160 208ZM173 206V207H172ZM155 207V208H154ZM159 207V208H158ZM172 207V208H171ZM202 207V208H201ZM204 207V208H203ZM237 207H236V209L235 210H237ZM153 208L154 209H156V210H154V211H152L153 210ZM206 208H207V210H206ZM234 208H235V206H234ZM150 209V210H149ZM238 209V210H239ZM152 211V212H151ZM158 211V212H157ZM161 211V212H160ZM238 212V211H237ZM45 212L44 213H42L40 216V221H38V223H37V225H39V226H41V227H43V226H47V224H48V226L46 227V230H48V228H49V226L51 225V219H49L48 221H47V219H48V217H47V215L45 216ZM204 214L202 215V216H204ZM157 215V216H156ZM222 215V216H221ZM224 215L225 214H223V213H221V214H219V216H221L223 219L225 218L224 217ZM196 218H198L197 216H195ZM222 218H220V220H222ZM42 219V220H41ZM217 221V223L219 222V224L221 225V222L222 221ZM223 221H226V219L225 220H223ZM51 222V223H50ZM45 225H44V224ZM50 223V224H49ZM182 222L181 221H177V224H178V226L181 228L182 227V225L183 224H181ZM223 224H225L224 222H222ZM41 224V225H40ZM179 224H181V225H179ZM218 224V225H219ZM222 224V225H223ZM210 228V227H209ZM214 228V227H213ZM213 228H210V229H213ZM11 237L13 238V236L11 235L8 239H10V242L11 243H14L15 244V242H16V237H14L15 238V240H14V238H13V240H11ZM20 248H21V246H19ZM157 247V246H156ZM23 248V247H22ZM22 248H21V250H22ZM25 249V252H27L26 253V255H24L23 257H32V258H35V259H33V261L34 262H36V261H38L37 259H39V257L35 254V251H32V250H30V249H27V248H24ZM24 249H23V251H24ZM25 252H22L23 254H25ZM21 253V255H23Z\"/></svg>","mask_w":264,"mask_h":264}]
</instances>
